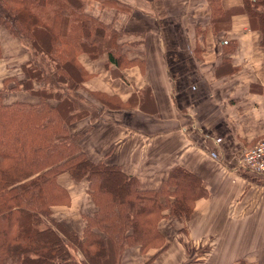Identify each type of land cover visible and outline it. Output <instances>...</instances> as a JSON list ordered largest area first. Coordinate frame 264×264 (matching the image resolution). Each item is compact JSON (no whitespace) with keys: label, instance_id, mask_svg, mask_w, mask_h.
<instances>
[{"label":"crops","instance_id":"0c3cea01","mask_svg":"<svg viewBox=\"0 0 264 264\" xmlns=\"http://www.w3.org/2000/svg\"><path fill=\"white\" fill-rule=\"evenodd\" d=\"M116 1L129 13L107 17L105 9L101 17L134 36L121 41L137 62L116 76L105 55L81 54L87 77L79 93L102 112L72 121L69 130L83 133L92 160L120 165L142 188H157L181 165L209 190L196 201L186 231L177 221L163 223L165 249L130 247L122 264H264V177L238 165L242 149L264 139L261 31L251 26L243 0ZM2 38L0 88L10 89L31 53L8 31ZM20 91L6 97L14 102ZM100 93L116 95L121 106L104 104ZM57 180L70 201L53 205L52 217L82 233L83 216L97 209L89 182L68 172Z\"/></svg>","mask_w":264,"mask_h":264},{"label":"trees","instance_id":"16d2710c","mask_svg":"<svg viewBox=\"0 0 264 264\" xmlns=\"http://www.w3.org/2000/svg\"><path fill=\"white\" fill-rule=\"evenodd\" d=\"M242 10L264 45V0H243ZM1 26L34 56L21 65L18 84L0 88V264H122L130 247L165 249L163 223L177 221L186 231L196 201L208 196L201 176L175 166L157 188H142L120 165L92 160L83 133L69 130L72 121L102 112L79 93L87 77L80 55H105L121 76L137 62L121 41L127 32L88 10L86 0H0ZM8 90L20 91L16 101H5ZM97 96L122 104L114 94ZM63 172L87 179L97 206L83 216L82 233L52 217L53 205L70 201L57 180Z\"/></svg>","mask_w":264,"mask_h":264},{"label":"rangeland","instance_id":"374dc122","mask_svg":"<svg viewBox=\"0 0 264 264\" xmlns=\"http://www.w3.org/2000/svg\"><path fill=\"white\" fill-rule=\"evenodd\" d=\"M86 1H87V9L88 10H90L92 12H95L96 9H97V13L96 14H99L100 8H104L103 10L100 11V14H101V12H104L105 9H106L107 17L111 16V14H114L115 12L117 13V11L119 13V16H121L122 14H128L129 13V9H130L127 4L120 3V2H118L116 0H86ZM121 17L123 18V16H121ZM113 24L115 26H118V24H117V22L115 20H113ZM7 31L8 30L6 28H4L2 26L0 27V41L3 40L2 37H4V35L7 33ZM123 36H121V37H123ZM124 37L129 38L131 40V39H133L134 36H131V34H129V35H126ZM135 37L138 38V36H135ZM26 48H28V47H26ZM28 49L30 50V48H28ZM30 53H31V57H33L34 56V51L32 50V48L30 50ZM127 55H128V53H127ZM17 76L18 77H22L21 75H17ZM23 78H24V75H23V77L21 79H23ZM14 81L18 84V78H15ZM5 101L7 103H11L8 96L5 97ZM55 101H57V100H54V99L50 100V102L52 104H58Z\"/></svg>","mask_w":264,"mask_h":264},{"label":"built area","instance_id":"2783aa9c","mask_svg":"<svg viewBox=\"0 0 264 264\" xmlns=\"http://www.w3.org/2000/svg\"><path fill=\"white\" fill-rule=\"evenodd\" d=\"M238 165L246 172L264 177V139L253 146L242 149Z\"/></svg>","mask_w":264,"mask_h":264}]
</instances>
